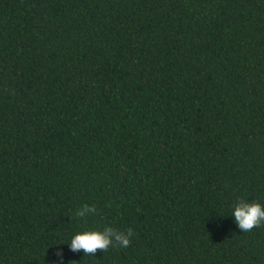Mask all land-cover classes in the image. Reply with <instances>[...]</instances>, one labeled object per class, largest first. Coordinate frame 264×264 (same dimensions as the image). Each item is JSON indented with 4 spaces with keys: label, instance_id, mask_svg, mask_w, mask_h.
<instances>
[{
    "label": "trees",
    "instance_id": "16d2710c",
    "mask_svg": "<svg viewBox=\"0 0 264 264\" xmlns=\"http://www.w3.org/2000/svg\"><path fill=\"white\" fill-rule=\"evenodd\" d=\"M239 200L264 206V0H0V264H264ZM106 226L129 246L70 251Z\"/></svg>",
    "mask_w": 264,
    "mask_h": 264
},
{
    "label": "clouds",
    "instance_id": "9594fccd",
    "mask_svg": "<svg viewBox=\"0 0 264 264\" xmlns=\"http://www.w3.org/2000/svg\"><path fill=\"white\" fill-rule=\"evenodd\" d=\"M96 211L94 206L84 205L77 210V217H85L88 213ZM239 231H250L260 227L264 222V206L260 203L239 200L233 208L232 214ZM134 235L129 227L126 231L106 226L103 230H85L74 234L69 242L72 252L83 251L85 256L94 255L97 250L105 252L110 246L128 247L130 238Z\"/></svg>",
    "mask_w": 264,
    "mask_h": 264
}]
</instances>
